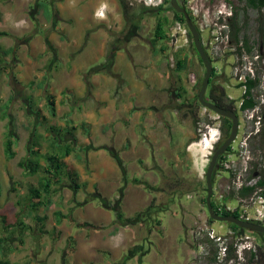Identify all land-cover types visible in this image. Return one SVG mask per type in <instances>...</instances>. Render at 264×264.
<instances>
[{"label":"rangeland","instance_id":"374dc122","mask_svg":"<svg viewBox=\"0 0 264 264\" xmlns=\"http://www.w3.org/2000/svg\"><path fill=\"white\" fill-rule=\"evenodd\" d=\"M131 1L142 9L143 7L150 9V13L149 11L144 13L139 21L138 33L126 36L121 17L115 13L114 7L102 3L95 11L92 10L94 8L92 3L97 0H0V31L8 33V36L0 37V47L3 50L13 49L11 54L0 56V108L3 103L9 102L5 112L7 117L0 119V240L1 243H8L19 250L16 255L18 260L25 261L30 258L31 250L41 251L48 247L46 240L51 238L50 233L55 230L53 218L55 215L52 212L66 213L70 206L75 208L84 200L94 206L98 205V199L92 202L88 199L97 192L105 195L107 180L115 178L120 180L122 187H136L138 191L147 193L148 196H145L143 201L147 203V208L149 204V218L157 216L156 213L161 209L167 211L166 215L170 219L174 218L173 225H180L179 237H182L183 241L189 239L187 235L191 231L205 225L221 232L226 229L224 223L214 222L211 226L207 224L208 216L203 203L206 197V168L220 142L216 143L211 154L207 153V148L202 147L204 142L199 143L200 135L208 132L210 136L207 140L211 143L214 140L213 133L217 132L220 126L217 115L204 109L198 102L197 110L194 111L192 108L204 76V67L199 62L192 40L187 35V44L182 49V53L184 57H187L188 65L178 79V75L170 70L175 66L171 63L180 57L179 54L173 52L168 40L156 41L154 38L157 19L151 11L152 3L157 0L150 4V0H142L150 6L139 4V0ZM220 1L184 0V4L188 11L193 12L192 17L186 10L196 26V22H201L199 21V18H202L201 15L204 19L206 14L212 20L216 10L220 8ZM229 2L232 4L233 15L236 10L237 20L242 25L244 21L240 9L244 3L238 0H229ZM139 11L142 10L139 9ZM165 16L168 18L169 25L167 34L171 35L175 30L173 12H166ZM246 17L240 38L245 35L249 43L257 47L260 43L256 32L258 14L247 9ZM55 25L57 30L55 29V35L49 40L53 28H56ZM179 38L183 40L182 37ZM200 39L205 53L208 54L209 50L206 51L204 46L208 40V31L200 32ZM43 48L51 49V53L55 54V57L62 58L63 62L66 59L69 61L78 59L80 66L76 65L75 68L83 71L87 66L85 74L81 71L83 77L99 73L114 74L115 77L112 78L116 81V85L98 99L92 96L91 89L86 86V92L80 91L67 96L62 94L61 98L56 92L58 89L62 90L61 70L67 66L60 64L59 67L55 66L60 78H56L53 82L47 81L41 89H38V81H33V78L39 75V70L48 68L47 59L51 56L49 55L47 59L43 58L45 54L42 52ZM261 51L264 53V42ZM100 58L103 59L102 63ZM112 60L116 62L118 71L112 70L113 66L110 65ZM211 66L218 70L219 75L222 72L226 74L214 78V85L221 86L228 98L239 100L241 90L230 78L228 66L223 68L220 63L214 61H211ZM189 75L195 76V86L191 85ZM140 76L144 78L141 79ZM124 86L128 88L127 96L123 92ZM180 86L185 92L179 90ZM137 89H140L138 102L146 107L147 112L153 111V106L159 109L170 107L173 111V120H171L176 134L173 136L172 151L164 147L167 145L166 130L161 131L164 134L161 141L163 144L158 147L151 145L156 137L155 130L145 129L136 135L132 130L136 119L127 122V126H122L119 130L116 128L112 133L109 132L108 140L106 131L102 128L91 131L79 126L85 117L91 115L82 111L95 110L97 113L99 109H106L107 105L112 106L113 102L122 98H124L122 101L128 100L131 106L135 107ZM209 90L208 86L206 98ZM114 92H119L118 98ZM178 92L181 94L180 98H177ZM48 95L53 97L54 106L57 108L54 116L48 113L46 101ZM62 103L66 105L61 106ZM119 105L121 104H116V109ZM67 110H70V113ZM190 110L195 113L197 123H194ZM115 115L117 118L111 119L119 120V114L115 113ZM159 116L162 118L161 114ZM237 117L239 119L238 133L231 144L234 150L239 149L241 138L248 132H253L252 125L244 114L238 113ZM147 121L150 122L151 119ZM66 125H75L77 129L72 131L73 135L69 138L73 140L74 153L64 160L66 171L60 184H57V193L51 197L53 205L45 211L40 207L37 212L30 215L28 214L27 189L29 186L36 185L37 176H23L19 162L26 154L34 129L46 139L47 127L53 126L64 130ZM8 129L12 130L16 138L13 146L15 156L10 160H6L3 155V141ZM253 136L248 138L245 149H239L234 162H228L226 169L233 171L236 175L240 174L247 166V161L252 160L253 155H258V151L254 149ZM142 140L147 144L146 148L134 146ZM88 149L91 151L83 153ZM101 149H105L106 153L109 152L111 159L108 163L107 155L98 152ZM118 149H123L126 153L116 154L114 151ZM229 155L233 154H228L226 157ZM247 155L248 159H246ZM136 157L142 159L141 162L133 161ZM71 171L77 173V177H72L75 178L74 181L68 177ZM222 175H225V178H221ZM232 183L227 172L216 170L213 177L212 199L219 202L222 195L227 196V193L232 191ZM101 202L103 206H107L105 199ZM254 202L256 203V199ZM143 211L146 210L143 209ZM176 213L178 219L174 217ZM34 215L45 217L42 222L43 228H40ZM162 217L167 220L164 214ZM254 235L262 244V238ZM137 238H140V235ZM133 243L137 242L133 241L129 245ZM49 244L54 246L57 243ZM189 245L187 241L186 247ZM52 256L53 254H50L47 262L56 264L55 259L50 258ZM177 257V262L182 264L187 254L183 259L180 254Z\"/></svg>","mask_w":264,"mask_h":264},{"label":"crops","instance_id":"0c3cea01","mask_svg":"<svg viewBox=\"0 0 264 264\" xmlns=\"http://www.w3.org/2000/svg\"><path fill=\"white\" fill-rule=\"evenodd\" d=\"M102 3L107 4V1L97 0V2L92 3V6L94 7L92 10L95 11ZM110 3L111 4L109 5L115 8V13L120 16V8L117 5V2L115 0H110ZM53 29L54 30L49 36V40L53 35H55L54 33L55 29L57 30V27ZM30 45H32V43H30ZM42 52L45 53L43 58L47 59L49 58V55H51L50 59H47L49 62L48 68L50 67V69L47 68L46 70H39V75L33 78V81H38V89H41L45 82H53L56 78H60L55 69V66L59 67L60 64L67 66V68L61 70L63 76L62 90L58 89L56 92V94H59L60 97L62 94L67 96L72 93H79L80 91L82 93L84 91L86 92L87 87L88 89H91L92 96L95 99H98L103 97V94H105L106 91L107 93L110 92V89L116 85V81L112 78L115 77L113 76L114 74L111 75L110 73L105 75L99 73L92 74L90 77H83V72L84 74L87 72V66L83 69V71L79 70V68H75L76 65L80 66L78 64L80 63L78 59L76 61L73 59H71V61L66 59V62H63L62 58L57 56L55 57V54L51 53V49L47 50L43 48ZM102 62L103 59H101V63ZM110 65L113 66V71H118V66L114 60L110 61ZM140 78L143 79L144 76H140ZM29 81H31V79ZM86 82L88 86L86 85ZM138 90L140 89H137V93L135 94V107L131 106L130 101H122L124 98H119L120 100L113 102L112 106L107 105L106 109H99L97 113H95V110L92 111L94 114L90 111H82L90 113L91 115L87 114L89 117H85L83 121L79 123V126L84 129L86 127V129L91 131L102 128V130L106 131V139L108 140L107 137L109 136V132L112 133V131L116 128L119 130L122 126H127V122H130L132 119H136L133 122L134 125L132 128L136 135H139L138 132L145 129L155 130L156 137L151 145L152 147H158V145L163 144L161 141L163 140L164 134L161 131L166 130L167 145L164 147L169 151H172L174 148L173 136L176 134L172 125L173 111L170 110V107H167L166 109H159L153 106L154 110L147 112L146 107L144 105L141 106L140 102H138L140 95V91ZM127 91L128 88L124 86L123 92L126 93V96L128 95ZM118 93L119 92L116 93V96ZM52 98L53 97L51 95L46 96V101L53 103L51 106L53 110L51 112L49 109L48 113L51 114V116H54L57 108H55V102ZM117 103L121 104L117 107L118 109H116ZM63 105L66 104L62 103L61 106ZM67 112L70 113V110H67ZM115 113L119 114V120L117 121L111 119L117 118ZM159 114H161L162 118H159ZM124 115L127 116L125 117ZM148 119H151V121H147ZM117 125H119V127H117ZM66 128L71 129L72 131L77 130L75 125H66L65 129ZM208 144L209 140L204 142L202 147L204 149L209 148ZM134 146L146 148L147 144L143 143L142 140L138 141V143ZM132 148L133 147H131V149ZM88 150L83 153L91 151ZM98 152L107 155L108 163V160L111 159L109 152L107 151L106 153L105 149H101V151L99 150ZM114 152L116 154L126 153L123 149H118ZM73 153L74 150L69 156ZM236 154L237 152L233 155H229L227 157L228 161L234 162ZM151 159L154 158L151 157ZM141 160L142 159L139 157L133 159L135 162H141ZM70 174H75V177H77V173L75 171H71ZM224 176L222 175L221 178H225ZM120 184L121 182L118 178H115L114 180H107V193L103 195L97 192L94 196L88 199L91 202L94 201V199H98V205L94 206L90 202L84 200L75 208L70 206L69 211L66 213H60L57 211L52 212L53 215H55L53 217L55 230L50 233L51 240H46V245L48 246L46 249L41 251L31 250L32 256L23 261L18 260L16 257L19 250L11 246V249H13L12 251H0V258H3L4 256V258L11 264H53L52 262H47L50 254H53L50 258L55 259L56 264H130L132 262L135 264H181V262H177V256L180 254L183 259V257L185 258V255L188 254L190 245L188 248L186 247V244L187 241L190 243V234L187 235L189 238L188 240H181L182 237H179L181 229L180 225H173L172 220H174V218L170 219L169 216L166 215L168 212L164 211V209L159 210L158 213H156L157 216H150L149 218V204L147 208V203L143 201L144 197L148 196L147 193L142 190L138 191L136 187H122ZM233 185L234 184L232 183V191H235L236 188ZM230 193L231 192L227 193V196L222 195L220 199H222V197H229ZM103 199L106 200L107 206H103L101 202ZM254 200L255 198L251 202L250 200L247 202L242 201L241 204L238 198L233 197L232 200H227L226 205L227 207L245 208L250 211L254 208H259ZM41 207V210L45 211L44 207ZM143 209L146 211H143ZM57 213L61 214L59 223H57ZM163 214L166 216L167 220L162 217ZM176 215L177 213L174 217L178 219ZM126 220H129V222H126ZM225 227L227 228V226ZM138 235H140V238L136 239ZM133 241H136L137 243L129 245V243ZM48 242H56L57 244L51 246Z\"/></svg>","mask_w":264,"mask_h":264},{"label":"trees","instance_id":"16d2710c","mask_svg":"<svg viewBox=\"0 0 264 264\" xmlns=\"http://www.w3.org/2000/svg\"><path fill=\"white\" fill-rule=\"evenodd\" d=\"M119 1H120L119 8L121 10V13L127 14L128 12L130 18L133 19L135 25H138L139 21L142 19L144 13L146 12L139 11L138 9L137 11H131L129 6H127L122 0ZM238 1L244 3V6L240 9L243 15L244 22L242 25H240V23L237 20L238 18L235 10L234 15L229 19L230 39H231V43L237 46L240 42L243 44V47H237L238 55L242 54V50H244V52L247 54H251L252 46L249 43L248 38L245 35H243L240 38V33L242 32L244 25L246 23L247 9H251L257 12L258 17L256 20L257 22L256 32L260 38V43L258 47L263 46L264 0H245L244 2L242 0H238ZM143 9L145 10V7H143ZM167 10L173 11V15H174L173 18L175 21L185 24L183 16L181 14L175 13L171 6L168 9H165V11ZM152 14L157 19L154 28L155 40L167 41L168 34H167V29L165 27L168 25V18L165 16V14H163V16L159 15L158 12H154ZM5 36H8V33L5 31H0V37H5ZM188 36L192 40L189 32H188ZM12 52H13L12 48L3 50L0 47V56L1 55L5 56L11 54ZM198 60L202 64L199 57ZM187 65H188L187 57L177 58L175 61L174 68H172L170 71H172L173 74L176 73L178 75L177 78L179 79L180 75L186 71ZM216 77L218 76L216 75L215 70L212 68L211 77L209 79L210 90L207 97V100L209 102L227 111H234L236 115L239 113V111L243 112L245 110H250L256 105V102L253 100L251 90L257 86L258 78H256L255 80H247L246 91L242 97V104L238 110L236 109V103L239 102L240 99L233 100L228 98L225 95V92L221 86L214 85L213 80ZM179 90L185 92L182 86L179 87ZM180 97L181 94L178 92L177 98ZM194 102L195 103L192 105V108L194 111H196L198 108L196 107L197 97L194 100ZM52 105L53 103L49 102V109L51 112L53 110L51 108ZM8 107H9V102L3 103V105L0 108L2 111V114L0 115V119H5L7 117V114L5 112L8 109ZM190 112H192L193 115L192 119L194 123H197L198 120H196L195 113L192 110H190ZM218 121L220 123L219 131L221 133V138L219 142L220 145L229 135L231 122L230 120L219 116H218ZM11 131H12L11 129H8L3 141V155L6 160H10L15 156V152L13 151V146L16 142V138ZM46 135L47 138L44 139V136L42 134H39L34 129L27 145L26 154L19 162V167L23 171V176H37L36 185L29 186L27 189V198L29 200L28 214L30 215L37 212L41 206H43L44 210H46L49 206L53 204L51 197L52 195L57 193L58 190L57 184H60V181L62 180L65 174L64 159L68 157L74 150V144L72 143L73 140L71 139L69 140V138H71L73 135L71 129L66 128L64 130H59L51 126V127H47ZM252 139L255 145L254 149L258 151V155L256 154L253 155V159L252 160L249 159L247 161V166L245 167V173L241 187L235 189V191L234 190L231 191L229 197H222L221 202H215L211 196V206L213 208V211L217 215L220 216L232 215L235 218H240L239 207H237L234 211H229L225 207L227 200L228 199L232 200L233 197L238 198V200H240V203L242 201L247 202L255 197H261L264 199V125L261 126L259 131L252 137ZM228 154H233L231 146L227 149L226 153L219 158L217 171L227 172L229 174L230 181L232 182L235 180L237 176L236 173L223 167L224 160H226V155ZM117 162H119V160ZM68 177L70 178L71 181L75 180V178H72L75 177V174H70V175L68 174ZM249 182L252 183L249 184ZM76 188L78 187L76 186ZM203 203L205 205V199L203 200ZM34 217L37 223L40 225V228L43 227L42 222L45 220V217L44 216L39 217L37 215H34ZM56 218H57V223H59L60 222L59 218H61V214L57 213ZM126 222H129V220H126ZM213 223L214 221H212L209 217H207V224L211 226V224ZM258 223L264 226V220ZM224 224L227 226L228 229H230L234 233L242 234L247 232L241 228L236 227L235 225L228 223H224ZM261 238L263 240L261 244V248L259 250V253L257 254V259L253 261V264H264V238L263 237ZM2 250L9 252L12 251L13 249H11V246L8 243L3 244L1 243L0 240V251ZM253 258L255 257L252 255L250 257L249 264H252ZM0 264H11V263L3 256V258H0Z\"/></svg>","mask_w":264,"mask_h":264},{"label":"built area","instance_id":"2783aa9c","mask_svg":"<svg viewBox=\"0 0 264 264\" xmlns=\"http://www.w3.org/2000/svg\"><path fill=\"white\" fill-rule=\"evenodd\" d=\"M220 3V8L214 13L212 20H210L206 14H204V19L203 15H201L202 18H199L201 22H196V28L200 32L205 30L208 31V40L204 46L206 51L209 50V53L206 55L210 62L214 61L220 63L223 68L228 66L230 78L235 81V86L241 90L240 101L236 103V109L239 110L242 104V97L246 91L247 80H255L258 78L257 86L251 90L256 105L250 110H245L243 112L239 111V113L244 114L251 123L253 131L248 132L239 142V149H245L248 138L255 135L261 126L264 125V53L261 51L263 46L256 47L251 44V54H247L242 50V54L238 55L237 47H243V44L240 42L237 46L231 43L229 19L233 16L232 4L229 0H221ZM189 12L193 17V12ZM173 24L175 30L174 33L168 35V41L173 52L179 54L178 56L180 57L178 58H183L185 55L182 53V49L187 44L186 36L189 31L183 23L174 21ZM178 35L182 37L183 40L177 37ZM175 61L171 64H175ZM215 73L217 76L226 75L223 72L219 75L217 69ZM189 81L192 86H195V76L189 75ZM216 131L217 132L213 133L214 140L208 144V154H211L213 147L220 141L219 129ZM209 136V132L207 134H201L199 143L205 142L207 138L209 139ZM231 149L233 154L239 151V149L234 150L232 147ZM246 159H248V155ZM228 162L226 157L223 167L227 168ZM244 173L245 167L242 173L237 174L233 181L236 189L241 187ZM252 182H249V184ZM253 199L254 198L250 199V202L253 201ZM255 199L259 208H254L250 211L245 208H239V219L254 223L264 220V199L261 197H255ZM219 202H221V200ZM225 207L229 211H234L236 209L227 207V205H225ZM260 248L261 243L259 239L251 232L247 231L242 234H237L228 228L221 232L205 225L190 232V250L183 264H249L252 255L255 257L252 259L253 264V261L257 259Z\"/></svg>","mask_w":264,"mask_h":264},{"label":"water","instance_id":"95a60500","mask_svg":"<svg viewBox=\"0 0 264 264\" xmlns=\"http://www.w3.org/2000/svg\"><path fill=\"white\" fill-rule=\"evenodd\" d=\"M170 4L175 13L181 14L184 18L185 25L189 31V34L192 38V43L194 45V49L200 58L202 65L204 67V76L201 81V85L197 94V102L204 109L211 111L219 117L226 118L230 120V132L228 137L217 147L212 153L208 166L205 172V184H206V197H205V208L207 216L214 222L219 223H228L235 225L238 228H241L245 231L251 232L258 236L264 238V226L259 223H254L251 221H245L239 218H235L232 215L220 216L217 215L211 206V196L213 194V177L218 168L219 158L223 156L227 149L231 146V144L235 141L239 128V119L234 111H227L222 109L211 102H209L206 98V92L209 86V79L212 73V66L208 56L205 53V49L203 48V44L200 39V33L197 30L196 26L192 22L190 15L187 11L181 8L176 0H169Z\"/></svg>","mask_w":264,"mask_h":264},{"label":"flooded vegetation","instance_id":"af4514ba","mask_svg":"<svg viewBox=\"0 0 264 264\" xmlns=\"http://www.w3.org/2000/svg\"><path fill=\"white\" fill-rule=\"evenodd\" d=\"M102 1H107V4L108 5L111 4L110 3V0H102ZM115 1L117 2V5L119 6V2L120 1L119 0H115ZM122 1L127 6H129V8H130L131 11H137V9L138 10L141 9L143 12L148 13V11H149V13H150V9H148V8L146 9L145 8V10H144V9L140 8L136 3L132 2L131 0H122ZM139 1H140V2H138L139 4H144L145 6H150L149 4L152 1H154V0H150L149 1V4L147 2L142 1V0H139ZM176 1H177L178 5L181 8H183V9H185V10L188 11V9L186 8V6L184 4V0H176ZM152 5H153V9H152L151 13L158 12L159 15H162L163 16V14H165L166 12H169V11L170 12H173L171 10L165 11V9H168L171 6L169 0H157V1H154L152 3ZM189 14H190V12H189ZM120 17H121V24H122V27L125 30L126 36L127 35L130 36L132 33H138L137 30H138V28H140V25L139 24L138 25H135V23L133 22V19L130 18V15L128 14V12H127V14H122L121 13V10H120ZM165 28L168 29L169 28V25H167Z\"/></svg>","mask_w":264,"mask_h":264}]
</instances>
